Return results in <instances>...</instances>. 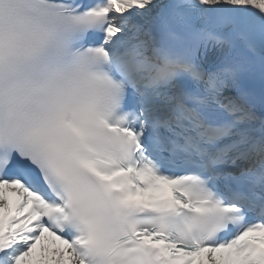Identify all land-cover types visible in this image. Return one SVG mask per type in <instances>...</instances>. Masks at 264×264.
I'll list each match as a JSON object with an SVG mask.
<instances>
[{"label":"snow or ice","instance_id":"snow-or-ice-1","mask_svg":"<svg viewBox=\"0 0 264 264\" xmlns=\"http://www.w3.org/2000/svg\"><path fill=\"white\" fill-rule=\"evenodd\" d=\"M0 264H264V0H0Z\"/></svg>","mask_w":264,"mask_h":264}]
</instances>
